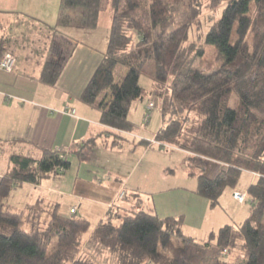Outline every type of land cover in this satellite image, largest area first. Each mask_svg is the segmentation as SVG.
<instances>
[{
    "label": "trees",
    "instance_id": "obj_1",
    "mask_svg": "<svg viewBox=\"0 0 264 264\" xmlns=\"http://www.w3.org/2000/svg\"><path fill=\"white\" fill-rule=\"evenodd\" d=\"M105 6L111 10L106 49L79 99L100 109L101 124L124 131L134 127L128 119L132 102L148 93L160 99L163 123L154 140L187 153L190 173L198 172L196 193L211 207L225 188L237 187L243 170L257 174L247 188L249 215L198 240L182 232V217L136 207L117 213L112 206L88 232V219L62 214L58 204L43 217L38 205L16 209L6 201L14 187L62 175L71 164L67 152L12 151L10 169L0 179V264H103L81 257L85 246L107 252L117 264H234L226 257L234 251L238 264H264V0H60L53 29L73 26L72 11L79 13L78 26L91 30ZM202 7L220 8L200 37L216 52L215 68L196 65L204 47L190 39ZM71 44L67 36L52 34L54 57L42 66V82L55 83ZM146 66L150 89L139 83ZM117 67L125 70L118 80ZM191 112L199 120L186 126ZM111 133L115 145L119 138ZM96 139L87 138L74 154L91 150ZM208 160L223 165L211 178L204 174Z\"/></svg>",
    "mask_w": 264,
    "mask_h": 264
},
{
    "label": "crops",
    "instance_id": "obj_2",
    "mask_svg": "<svg viewBox=\"0 0 264 264\" xmlns=\"http://www.w3.org/2000/svg\"><path fill=\"white\" fill-rule=\"evenodd\" d=\"M59 6L60 0H0V57L2 48L15 57L10 71L0 68V179L10 169V152H29L39 156L42 149L64 150L69 158L74 155L78 167L87 166L89 174L79 176L77 171L67 181L64 179L66 170L62 175L48 177L39 184L23 183L9 192L7 203L16 209L38 205L44 210L45 217L56 204L62 213L61 204L65 198L71 202L68 213H62L66 215L76 206L77 212L86 200L101 207L99 221L107 215L110 204H114L112 209L116 207L119 190L129 186L133 191L132 202L122 204L125 196L115 212L123 213L128 208L137 207L139 195L133 194L143 190L152 198L153 205L148 206L150 209L159 217H182V232L198 240L207 239L209 233L225 224L236 226L241 223L249 215L250 199L246 196L243 202H238L232 193L241 191L247 195V188L256 180V173L243 170L237 187L225 188L218 204L211 207L205 197L196 193L197 177L189 172L185 164L187 153L177 147L171 146L172 154L178 153L183 161L178 175L166 167L171 175L162 180L163 183L145 176L143 159L147 153L160 152L150 144V138L154 139L163 123L161 113L160 125L153 131L147 129L150 121L143 124L141 120L145 106L136 104L141 101L136 100L128 111L133 129L118 130L101 124L100 109L79 99L106 49L111 10L105 6L91 30L80 28L79 13L72 11L70 17L76 16L71 21L73 26L60 25L53 29L58 24ZM105 10L107 13L104 16ZM54 32L67 36L72 44L59 76L50 85L40 80V74L44 62L54 57L50 52ZM124 72V69L119 71L118 79ZM108 98L109 93H105L103 101ZM133 107L138 109L140 121L133 117ZM111 132L119 138L115 145L111 144L114 137ZM91 136H97L93 148L79 155L74 154V150ZM93 157L96 160L89 165ZM222 166L219 162L208 160L204 174L214 177ZM138 169L140 171L135 175ZM102 173L106 175L105 181L99 179ZM187 184L190 187H186ZM156 196L157 206L153 202ZM87 216L82 217L89 220Z\"/></svg>",
    "mask_w": 264,
    "mask_h": 264
},
{
    "label": "rangeland",
    "instance_id": "obj_3",
    "mask_svg": "<svg viewBox=\"0 0 264 264\" xmlns=\"http://www.w3.org/2000/svg\"><path fill=\"white\" fill-rule=\"evenodd\" d=\"M220 7V6H219ZM218 7V9H214V10H210V9H206L205 7H202V13L199 17V22H200V27L197 28H192V32L190 34V39L195 40L196 44H202V39L200 37H203V32L205 31V29L207 28V25L210 23V17H216L217 15H219V11L220 8ZM107 13V10L104 11V16ZM102 22V21H101ZM102 24V23H101ZM104 24V23H103ZM102 27V26H101ZM204 47V54L201 58L196 60V65L199 68H203L206 66H210V67H217L219 65L217 59H216V52L214 50L213 47L211 46H207L202 44ZM121 69L119 67H117L115 69V75L116 78L118 79L119 77V71ZM139 83L141 86L145 87V88H149L151 85V78L149 77V66H146L143 70L142 75L140 76L139 79ZM141 101H138L136 104H140L141 106H146V103L151 100L154 103V108L149 112V117L148 119L145 120V113L146 110L143 114V116H141V120L142 123L146 124L148 121H150V123L147 125V129H151L152 131L154 130L155 127H158L160 125V112L158 110V106H160L161 104V100L154 97L151 94H147L146 96L143 97V99H140ZM236 103V98L234 95L231 96L230 99V105L234 106ZM136 107H138V105H136ZM134 108V107H133ZM139 111L137 108L133 109L132 115L135 118L136 121H140V117L138 115ZM199 120V115L196 112H191L188 115V122L186 123V126H190V122L192 124L196 123ZM146 137H149L147 135H144ZM153 144V148H155V150H158L160 152L157 153H147V155L145 156V158L143 159V163H144V173L146 174L145 176H149L152 177L154 180H157V182H162V180H164L167 176L171 175L168 171L169 168L173 169L176 174L178 175L180 173V168L179 166L182 165L183 161L181 159V157L178 155V153H173L172 154V150L173 148L170 145H164V146H159L157 143H154L153 139L150 138ZM177 152V151H176ZM182 154V153H181ZM70 162H71V166L70 168L66 171L65 173V180H69L70 178H72L75 173L78 171L79 176L80 174L85 176L86 173H88V167L87 166H80L78 167V161L76 159V157L73 155L69 158ZM95 157L91 158V160L89 161V165L92 164L95 161ZM186 161V159L184 160ZM189 163V162H188ZM186 165L187 162L185 163ZM185 165V166H186ZM169 167V168H166ZM143 169V168H142ZM195 169V168H194ZM140 171V169H138L135 172L136 173ZM190 172V170H189ZM198 174L197 169H195V172L193 175ZM134 175V176H135ZM99 179H101L102 181H105L106 179V175L105 174H99ZM149 180V179H147ZM186 187H190V184H187ZM144 189V188H142ZM148 189V188H145ZM157 189V188H154ZM120 190H126L127 191V197L126 199L122 202L123 203H128L132 202V196L131 193L133 192L132 189L127 186L126 189L121 188ZM145 191V190H144ZM247 195H245L246 197ZM9 200L11 201V198H9ZM123 200V199H122ZM117 202L116 207L112 209V211H116L118 209V206L120 205L121 200H116ZM155 201V202H154ZM135 202V201H134ZM153 202L155 203V205L157 206V203H159L157 201V196L155 198H153ZM71 204V202L65 198L62 200V204H61V212L62 213H68V207ZM152 206V198L150 196H148L146 193L143 192V190H141V192H139V203L136 207V209H143V210H147L150 209L148 206ZM99 205L95 204V203H90L86 200H84L82 202V206L78 209V211L76 212L75 215L77 216H84V215H89L87 216L90 220V228L88 230V232H90L92 230V228L94 227V225L98 222L99 219ZM189 207V206H188ZM77 208V206H76ZM70 213V212H69ZM87 232V233H88ZM80 256L81 257H85L88 259H92L96 262H100L103 264H117V261H114V259L112 258V256H110L107 252L102 254H97L96 251L94 249L88 248V247H83L81 249L80 252ZM227 259L231 262H234V264H238V260H240V254L236 253L235 251L232 252L231 254L226 256Z\"/></svg>",
    "mask_w": 264,
    "mask_h": 264
},
{
    "label": "built area",
    "instance_id": "obj_4",
    "mask_svg": "<svg viewBox=\"0 0 264 264\" xmlns=\"http://www.w3.org/2000/svg\"><path fill=\"white\" fill-rule=\"evenodd\" d=\"M15 63V57L12 53L6 51L2 54V56L0 57V68L6 71H10ZM154 108V103L149 100L146 103L145 106V120L148 119L149 117V112ZM153 141L155 142V140L153 139ZM126 196V192L125 190H119V192L116 195V199L117 200H122L124 199ZM232 196L235 200H237L238 202H243L245 199V193L241 192V191H233ZM114 205V204H113ZM112 204L109 205V208H111L113 206ZM70 213L75 214L76 213V207H73L70 209ZM225 253V251H224Z\"/></svg>",
    "mask_w": 264,
    "mask_h": 264
}]
</instances>
